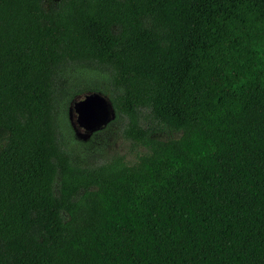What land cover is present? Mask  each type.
<instances>
[{"label":"trees","instance_id":"trees-1","mask_svg":"<svg viewBox=\"0 0 264 264\" xmlns=\"http://www.w3.org/2000/svg\"><path fill=\"white\" fill-rule=\"evenodd\" d=\"M91 93L136 161L66 139ZM0 264H264V0H0Z\"/></svg>","mask_w":264,"mask_h":264},{"label":"rangeland","instance_id":"rangeland-1","mask_svg":"<svg viewBox=\"0 0 264 264\" xmlns=\"http://www.w3.org/2000/svg\"><path fill=\"white\" fill-rule=\"evenodd\" d=\"M71 77L77 79L81 77V72L72 73ZM83 96L76 97L67 106L68 112L70 108L72 110V120L67 116L64 108L61 110L63 132L72 147L82 153L81 155H84L85 158L99 164L112 161L118 157H123L128 162H134L139 155L145 153L144 148L133 143V141L125 136V122L123 120H116V115L113 118L111 110L108 111L109 121L106 126L93 132L88 131L83 126L77 127L79 116L75 108L80 104ZM66 102L64 101L63 104ZM68 123H70L73 132L68 129ZM155 137L166 140L176 138L177 135L166 130L157 133Z\"/></svg>","mask_w":264,"mask_h":264},{"label":"water","instance_id":"water-1","mask_svg":"<svg viewBox=\"0 0 264 264\" xmlns=\"http://www.w3.org/2000/svg\"><path fill=\"white\" fill-rule=\"evenodd\" d=\"M81 106V122L77 127H85L88 131H96L107 125L108 111L111 110L112 117H115L114 109L110 101L103 95L91 93L84 95L80 104L76 106V111ZM78 113V112H77Z\"/></svg>","mask_w":264,"mask_h":264},{"label":"flooded vegetation","instance_id":"flooded-vegetation-1","mask_svg":"<svg viewBox=\"0 0 264 264\" xmlns=\"http://www.w3.org/2000/svg\"><path fill=\"white\" fill-rule=\"evenodd\" d=\"M78 116H79V121L81 122V106L80 108L78 109ZM71 114H72V111H71ZM72 118V117H71ZM72 120V119H71Z\"/></svg>","mask_w":264,"mask_h":264}]
</instances>
